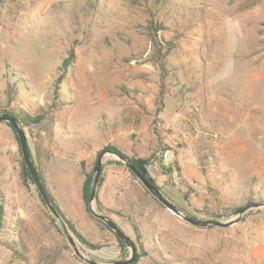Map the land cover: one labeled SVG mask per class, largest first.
Here are the masks:
<instances>
[{"label": "rangeland", "instance_id": "rangeland-1", "mask_svg": "<svg viewBox=\"0 0 264 264\" xmlns=\"http://www.w3.org/2000/svg\"><path fill=\"white\" fill-rule=\"evenodd\" d=\"M0 1V115L19 118L48 191L99 246L71 232L84 256L131 255L83 200L100 152L115 148L150 160L191 218L250 208L228 228L194 226L108 156L97 197L135 243L134 264H264V207L252 208L264 205V0ZM17 138L0 126V240L18 221L28 259L0 246V264H88L23 182Z\"/></svg>", "mask_w": 264, "mask_h": 264}, {"label": "water", "instance_id": "water-1", "mask_svg": "<svg viewBox=\"0 0 264 264\" xmlns=\"http://www.w3.org/2000/svg\"><path fill=\"white\" fill-rule=\"evenodd\" d=\"M4 123L10 124L13 127V129L16 131L18 139H19V144H20V148L22 151V155H23L25 165L27 166V168L30 171V174L32 176V179H33L38 191H39V194L41 195L43 201L45 202V204L47 205V207L49 208L51 213L57 218V220L61 224L63 231H64L65 235L67 236L70 244L75 249L77 256L88 264H100V263L84 256L81 253V251L79 250V248H78V246H77V244L73 238V235L71 234V231L69 230L66 222L62 219V217L60 216V214L56 210V208H55V206H54V204L50 198L49 192H48L46 186L44 185L43 181L41 180L39 172H38L36 165L33 161L26 133H25L23 127L21 126L19 120L13 114L4 113V114L0 115V126ZM108 156H114V157L120 159L121 161H123L127 165V167L138 177V179L147 188V190L160 203H162L166 208L173 211L174 213H176L177 215L182 217L185 221L189 222L190 224H192L194 226H197V227L214 226V227H220V228H228V227L233 226L236 223H239L241 220V217L245 213V211L250 209L249 208L245 211H242L239 214L238 218L231 219V220H228L226 222H221V221H217V220H196V219H193L190 216L183 214L177 208V206L175 204H173L159 190H157L153 185H151L145 179V177L136 169L134 164L127 157L120 156V155H118V154H116L110 150H104V151L100 152V154L98 156V160H97L96 176H95V179L93 181L92 190L90 193L89 211L95 218H97L98 220H100L104 224H106L107 227L112 232L115 233V235L118 237V239L121 242H123L131 250V255L128 259L115 261L112 264H134L138 259V250H137V247H136L135 243L133 242V240L119 227V225L114 220L109 218L107 215L100 213L96 208V197H97L98 187L100 184L101 175L103 172V163H104L105 158ZM263 207H264V205H254L252 208L260 209Z\"/></svg>", "mask_w": 264, "mask_h": 264}, {"label": "trees", "instance_id": "trees-1", "mask_svg": "<svg viewBox=\"0 0 264 264\" xmlns=\"http://www.w3.org/2000/svg\"><path fill=\"white\" fill-rule=\"evenodd\" d=\"M1 2V1H0ZM70 62V60H66L65 65H68ZM14 115V114H13ZM16 116V115H15ZM16 118L19 120V118L16 116ZM10 127L13 129V127L10 125ZM14 130V129H13ZM15 134L17 135L16 131L14 130ZM18 139V138H17ZM19 141V139H18ZM110 151L120 155V156H124L127 157L126 155H124L123 153H121L120 151H118L115 148H111ZM32 156V154H31ZM33 158V157H32ZM128 158V157H127ZM129 160L134 164V166L136 167V169L145 177V179L151 184L153 185L157 190H159L164 196L165 193L162 191L161 187H159L156 183V181L151 177L149 171H148V166L150 164V160H144V159H133V158H129ZM39 172V171H38ZM96 172V167L94 168V173L88 175L84 187H83V200L86 204V206L89 209V201H90V193L92 190V184L94 181V175ZM41 180L43 181L44 185L45 182L41 176V174L39 173ZM22 178H23V182L28 185L29 180L33 182L32 180V176L30 174L29 169L27 168V166L25 165V162H22ZM102 182V179H100V183ZM46 186V185H45ZM47 188V187H46ZM48 190V189H47ZM49 192V191H48ZM50 198L56 208V210L58 211V213L60 214V216L62 217V219L66 222L69 230L74 234V236L79 239L83 244H85L86 246L92 248V249H99L98 245H94L92 243H90L89 241H87L75 228L74 223L72 222L71 219H69L68 217H66V215L62 212V210H60L58 204L56 203V201L54 200V198L52 197V195L50 194ZM41 196V195H40ZM42 203L44 204V206L46 205L45 202L42 199ZM96 204H97V210L102 213V206L100 205V202L98 200V197H96ZM47 206V205H46ZM243 209L242 208H238L234 211V213H240ZM119 214V213H117ZM121 215V214H119ZM3 208L2 206H0V235L2 234V230L4 229V219H3ZM50 219L56 223L57 228L59 229V224H57V218L52 215L49 214ZM193 219L198 220L199 218L197 216L191 215ZM100 221V220H99ZM101 222V221H100ZM12 228H8L7 230V237L8 240L7 241H2L0 240V246L1 247H5L7 248L12 255L20 260H27L28 259V249H27V245L22 237V233L20 231L19 228V222L18 221H12ZM102 223V222H101ZM120 246L122 248H125V244L121 241H119Z\"/></svg>", "mask_w": 264, "mask_h": 264}, {"label": "built area", "instance_id": "built-area-1", "mask_svg": "<svg viewBox=\"0 0 264 264\" xmlns=\"http://www.w3.org/2000/svg\"><path fill=\"white\" fill-rule=\"evenodd\" d=\"M165 157L168 158V154L165 153Z\"/></svg>", "mask_w": 264, "mask_h": 264}]
</instances>
